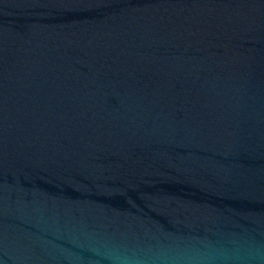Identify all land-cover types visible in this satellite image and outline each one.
<instances>
[{"label":"water","instance_id":"water-1","mask_svg":"<svg viewBox=\"0 0 264 264\" xmlns=\"http://www.w3.org/2000/svg\"><path fill=\"white\" fill-rule=\"evenodd\" d=\"M0 264H264V0H0Z\"/></svg>","mask_w":264,"mask_h":264}]
</instances>
